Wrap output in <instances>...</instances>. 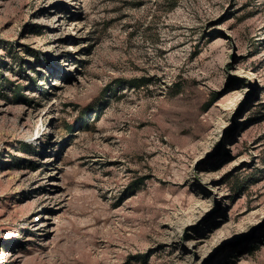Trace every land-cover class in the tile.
I'll return each instance as SVG.
<instances>
[{
  "label": "rangeland",
  "instance_id": "obj_1",
  "mask_svg": "<svg viewBox=\"0 0 264 264\" xmlns=\"http://www.w3.org/2000/svg\"><path fill=\"white\" fill-rule=\"evenodd\" d=\"M0 264H264V0H0Z\"/></svg>",
  "mask_w": 264,
  "mask_h": 264
},
{
  "label": "trees",
  "instance_id": "obj_2",
  "mask_svg": "<svg viewBox=\"0 0 264 264\" xmlns=\"http://www.w3.org/2000/svg\"><path fill=\"white\" fill-rule=\"evenodd\" d=\"M14 98H23L21 94L19 95V90H13Z\"/></svg>",
  "mask_w": 264,
  "mask_h": 264
}]
</instances>
